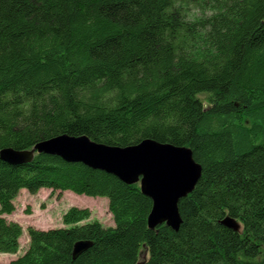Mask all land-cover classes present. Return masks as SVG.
<instances>
[{
  "label": "trees",
  "instance_id": "1",
  "mask_svg": "<svg viewBox=\"0 0 264 264\" xmlns=\"http://www.w3.org/2000/svg\"><path fill=\"white\" fill-rule=\"evenodd\" d=\"M61 135L185 147L201 175L174 232L148 229L138 184L56 156L0 159L1 254L20 249L3 216L21 190L106 198L113 221L71 207L62 228L28 227L7 264H264V0H0V150Z\"/></svg>",
  "mask_w": 264,
  "mask_h": 264
},
{
  "label": "water",
  "instance_id": "2",
  "mask_svg": "<svg viewBox=\"0 0 264 264\" xmlns=\"http://www.w3.org/2000/svg\"><path fill=\"white\" fill-rule=\"evenodd\" d=\"M41 154L104 172L125 185L138 184L142 195L152 202L147 218L149 230L164 224L172 231H178L181 225L178 204L194 190L201 175V167L194 161L191 150L151 139L116 147L93 142L86 136L61 135L41 141L30 150L2 149L0 159L11 166H20ZM222 224L233 232L241 227L231 218ZM90 246L88 241L77 242L72 260Z\"/></svg>",
  "mask_w": 264,
  "mask_h": 264
},
{
  "label": "rangeland",
  "instance_id": "3",
  "mask_svg": "<svg viewBox=\"0 0 264 264\" xmlns=\"http://www.w3.org/2000/svg\"><path fill=\"white\" fill-rule=\"evenodd\" d=\"M13 204L14 212L3 217L6 221L17 223L22 227L23 235L20 238V249L15 255L0 253V264H7L23 254L28 243L26 234L28 227L45 231L62 228V216L71 207L88 209L91 213L90 221H98L105 227L113 226L106 198L86 197L69 191L61 194L58 192L51 193L50 190L46 189H41L32 195L26 190H21Z\"/></svg>",
  "mask_w": 264,
  "mask_h": 264
}]
</instances>
